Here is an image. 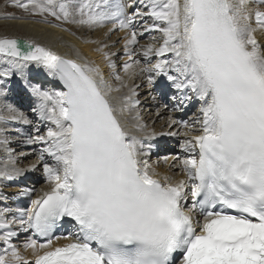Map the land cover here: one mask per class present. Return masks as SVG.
Listing matches in <instances>:
<instances>
[{
    "label": "snow or ice",
    "instance_id": "snow-or-ice-1",
    "mask_svg": "<svg viewBox=\"0 0 264 264\" xmlns=\"http://www.w3.org/2000/svg\"><path fill=\"white\" fill-rule=\"evenodd\" d=\"M8 5L26 16L5 18L39 16L51 24L54 17V27L106 29L108 39L124 33L127 59L122 75L105 39L85 41L97 45L105 73L78 49L70 58L34 41L0 39L7 64L0 78L20 76L46 127L22 141L40 146L27 169L18 166L9 139L0 140V179L42 169L47 182L35 199L33 189L20 191L30 207L16 209L13 219L12 209H0V264H264V0ZM145 33L149 42L141 44ZM32 65L60 81L61 90L32 83ZM159 77L168 82L162 89L177 95L157 108V131L156 120L145 121L135 81L146 79L151 88ZM190 105H197L192 117L174 118ZM13 121L33 123L4 104L0 124ZM159 137L179 139V152L163 157L164 172L150 162ZM16 225L31 232L23 252L13 243Z\"/></svg>",
    "mask_w": 264,
    "mask_h": 264
},
{
    "label": "bare ground",
    "instance_id": "bare-ground-1",
    "mask_svg": "<svg viewBox=\"0 0 264 264\" xmlns=\"http://www.w3.org/2000/svg\"><path fill=\"white\" fill-rule=\"evenodd\" d=\"M1 3L2 2H0V4ZM11 10H12V7L10 6L4 9H0V28L5 27L4 28L5 31L0 34V39L17 38V39H24L26 41H34L37 44L50 48L52 51L56 52L59 55L70 57V58H75L73 55V50L78 49L81 52L83 57H85L88 61H94L96 64L100 65V67L105 71V73H108V71L104 69L105 63L103 60H101L103 58L99 59V61L95 59L97 57V53H99L95 51L97 45L85 42L87 40H93V39H105V41L109 44L115 39V37L112 40L105 38L103 36V32L106 31V29L99 30L96 32H89V31L80 29L75 25L73 26L71 25L70 28H67L69 30L65 31L64 29H66V27L61 28V27L52 26L54 24H58V21H56L55 18L53 20L49 19L52 22V25L40 24L38 21H42L43 18L31 17V18L16 19V20L11 19V18H5V15L7 13H10ZM15 15L18 17L26 16L25 13L24 14L15 13ZM118 35L119 36L121 35L123 37L125 34L118 33ZM114 50L115 49L112 48V52H114ZM138 58L140 59V57ZM116 63L118 64L117 66L119 68L122 62L116 61ZM3 67H7V64L4 63L2 59H0V68H3ZM28 79L32 83L40 84L45 90H49V89L56 90V91L60 90L61 82L49 76L44 69L38 68L35 65L30 66V70L28 72ZM6 82L10 83V86L8 90L5 91L3 87H7ZM144 82H146L145 84H147L146 79H143V78L137 79L135 81V83L143 85L140 87V89L144 88V90L137 89V91L140 93L139 99L141 101L140 107L142 109V114L144 115L146 122L151 123L153 120H156V122L159 121L162 124V122L159 119H157L155 116V112L157 108L160 106V103H162L161 100L164 97V94L161 93V89L158 84L159 83L167 84L168 82L166 80L163 81V78L159 77L156 81L155 86H152L151 88L148 87V85L145 86ZM113 83H116V82H113ZM0 87H1L0 89H3L4 92L6 93L4 97L0 98V109H3L4 104H8L12 106L11 104V101H12L15 105H17L15 109L19 112H23L33 122L30 125H24L22 123H18L14 121L8 122L7 124H0V140L4 138L9 139L10 143L8 147L13 150V155L19 158L18 166L27 169L31 164L36 162L37 158H35V156L37 157V151L39 148H34V145H25L22 143V141L25 140L28 135L36 134L32 130V129H35L36 126H38V125H35L34 123L35 121L39 120L41 122L39 123L40 124L39 127L40 129L42 128L41 129V134H42L44 132L43 128L46 129L45 122L41 121L39 116L36 113H33L31 111V108L35 107L36 101H35V98L31 96L30 92L25 87L24 81L20 78L19 75L14 74L11 78H0ZM152 94L154 95V97L157 98L155 101L152 100V97H153ZM166 100L167 99L165 97V102ZM154 104H155V107H153ZM195 106L197 105H190L189 108H192ZM155 128L157 131H160V129H158L157 126ZM164 130L167 131V129H164ZM170 140L179 141V139L176 137H159L157 141H155L154 143L157 146L165 142H169ZM22 153L27 154V155H22ZM5 159H6V153L4 151V147L0 145V168L3 167V162ZM158 167L160 171L164 172V171H168L169 166L167 167V165H163V162H159ZM17 178H18V181L21 182L23 185L29 183L30 184L29 187H34L33 195L31 196V199L37 198L39 195L42 194V190L47 189V182L44 178L42 169H38L37 171H34V172L26 171L23 176L17 177ZM177 178H180V177L177 176ZM6 182L7 180L0 179V185L5 184ZM6 191L7 190H5V192ZM15 227L19 228L18 225L14 226V228ZM0 231H3V230H0ZM30 235L31 233L28 232L27 237ZM21 251L23 252V250ZM23 254L27 255L29 259L33 258L30 252L23 253Z\"/></svg>",
    "mask_w": 264,
    "mask_h": 264
},
{
    "label": "rangeland",
    "instance_id": "rangeland-1",
    "mask_svg": "<svg viewBox=\"0 0 264 264\" xmlns=\"http://www.w3.org/2000/svg\"><path fill=\"white\" fill-rule=\"evenodd\" d=\"M0 2H2L1 4H0V9H4V8H7V7H9L10 5H8V0H1ZM10 7H12V6H10ZM9 10V9H8ZM15 13H23L21 10H19V9H16V8H14V7H12V10H11V12L10 13H7V14H15ZM4 14H6V13H4ZM24 14V13H23ZM36 18H42V17H39V16H36ZM48 19H54V17H48ZM16 20V19H15ZM40 24H47V25H52V23L51 24H48V23H43V22H41V21H38ZM58 23H60V22H58ZM68 25L69 24H64L61 28H65L66 27V29L67 28H70L71 27V25H69V27H68ZM73 26V25H72ZM4 28L5 27H2V28H0V34L2 33V32H4L5 30H4ZM3 30V31H2ZM118 35V33L117 34H115V35H112L111 36V38L109 39V40H112L114 37H115V39L112 41V42H110L109 43V50L108 49H106V51H110V52H112V48L113 49H115L114 50V52L113 53H115V56L113 57V59L115 60V61H117V62H122V63H124V61L127 59V57L125 56V54H124V50H123V41H122V39H121V35L119 36H117ZM139 40H140V43L141 44H146V42L148 43L149 42V37H148V34L147 33H145L143 36H141V37H139ZM146 41V42H145ZM115 51H117V52H115ZM122 54V55H121ZM99 55V56H98ZM101 58H103V56H102V53H97V57L95 58L96 60H98L99 61V59H101ZM140 59H141V64L143 65L144 63H145V61H144V59L142 58V57H140ZM101 60H103V59H101ZM121 63V65H123ZM118 65V64H117ZM120 65V66H121ZM119 66V68H118V70H121V74L123 75V72H122V69H121V67ZM106 71H110L107 67H106V65H105V68H104ZM4 81V80H3ZM7 83L8 82H6V85H7ZM146 82H144V85L146 86L147 84H145ZM3 86H4V84H3ZM141 86H143V85H141ZM1 88V87H0ZM4 89H5V91L6 90H8V86L7 87H3ZM139 90H144V88H139ZM153 93V92H152ZM174 95H177V94H174ZM152 96H154L153 94H152ZM170 100V99H169ZM18 101V100H17ZM173 103H175L174 101H173ZM12 104V103H11ZM12 106H13V104H12ZM17 106V105H16ZM16 106L14 107V108H16ZM141 106V105H140ZM153 107H155V104L153 105ZM196 109V108H195ZM195 109L193 108L192 110H190V112H187V116L186 117H184L183 119H188V117H192L193 116V114L195 113ZM26 111V110H25ZM183 112V111H182ZM182 112H176V113H174L173 114V116H174V118H176V119H182V117L180 116L181 115V113ZM184 112L186 113V110H184ZM194 112V113H193ZM190 114V115H189ZM159 123V124H158ZM150 125L152 124V122L151 123H149ZM155 125L158 127V129H160L161 130V128H162V124L159 122V121H157L156 123H155ZM155 125H153L154 127H156ZM159 125V126H158ZM167 145H168V142H165L163 145H159L160 147H159V149H157V152L156 153H153V155L151 156V162L152 161H159V162H163V165H167V164H165L164 163V161H163V157H165V156H173V155H175L176 153H178L179 152V148L174 152V153H172V154H168V152H167V150H165L166 148L165 147H167ZM35 158H37L36 156H35ZM172 163V161H169V164H171ZM169 165H167V167H168ZM15 184V185H14ZM18 184V183H17ZM16 183H13L12 184V182H10V183H6V184H3L1 187H0V209H3V208H10V209H15L16 210V208L19 206V203L22 201V200H24L25 199V196H21V195H19V193H20V191H22L23 190V188H24V186H26V185H23V184H18L17 185ZM5 185V186H4ZM8 185V186H7ZM13 185H14V187H13ZM9 187V188H8ZM21 187H22V189H21ZM6 188V189H5ZM19 188V189H18ZM14 189V190H13ZM28 189H30V188H28ZM4 190V191H3ZM5 190H7L6 192H5ZM8 190H10V191H8ZM1 191H2V193H1ZM2 194V195H1ZM4 195H6V196H4ZM9 197V198H8ZM15 198V199H14ZM14 199V200H13ZM15 207V208H14ZM18 209V208H17ZM15 210H13L12 212H9V213H7V218L9 219V220H11V219H13L14 217H15V215L17 214L16 212H15ZM14 216V217H13ZM15 230L18 232V236L17 237H14L13 238V243H15L17 246H19V247H21V250H23L22 249V245H23V242L25 241V239H26V235H24L23 233H21L20 232V230H19V228H17V227H15ZM22 244V245H21Z\"/></svg>",
    "mask_w": 264,
    "mask_h": 264
},
{
    "label": "water",
    "instance_id": "water-1",
    "mask_svg": "<svg viewBox=\"0 0 264 264\" xmlns=\"http://www.w3.org/2000/svg\"><path fill=\"white\" fill-rule=\"evenodd\" d=\"M17 40H20V41H26V40H23V39H17Z\"/></svg>",
    "mask_w": 264,
    "mask_h": 264
}]
</instances>
